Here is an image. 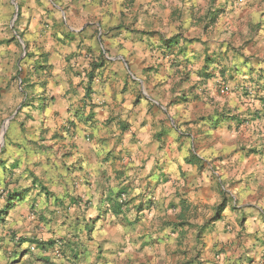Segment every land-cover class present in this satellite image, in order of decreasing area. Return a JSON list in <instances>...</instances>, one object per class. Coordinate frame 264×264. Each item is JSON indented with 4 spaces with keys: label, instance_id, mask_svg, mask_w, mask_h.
<instances>
[{
    "label": "clouds",
    "instance_id": "clouds-1",
    "mask_svg": "<svg viewBox=\"0 0 264 264\" xmlns=\"http://www.w3.org/2000/svg\"><path fill=\"white\" fill-rule=\"evenodd\" d=\"M0 264H264V0H0Z\"/></svg>",
    "mask_w": 264,
    "mask_h": 264
}]
</instances>
